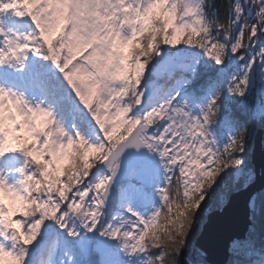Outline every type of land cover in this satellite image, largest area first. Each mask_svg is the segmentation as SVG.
Here are the masks:
<instances>
[{
  "label": "snow or ice",
  "instance_id": "obj_1",
  "mask_svg": "<svg viewBox=\"0 0 264 264\" xmlns=\"http://www.w3.org/2000/svg\"><path fill=\"white\" fill-rule=\"evenodd\" d=\"M257 125L264 0H0V264H179Z\"/></svg>",
  "mask_w": 264,
  "mask_h": 264
},
{
  "label": "water",
  "instance_id": "obj_2",
  "mask_svg": "<svg viewBox=\"0 0 264 264\" xmlns=\"http://www.w3.org/2000/svg\"><path fill=\"white\" fill-rule=\"evenodd\" d=\"M263 131L258 130L253 139L251 163L257 179L247 191L231 194L226 208L208 214L206 222L196 240V246L205 252L197 255L207 264H226L230 258L229 242L234 238L244 241L249 231L250 213L248 196L264 189Z\"/></svg>",
  "mask_w": 264,
  "mask_h": 264
},
{
  "label": "trees",
  "instance_id": "obj_3",
  "mask_svg": "<svg viewBox=\"0 0 264 264\" xmlns=\"http://www.w3.org/2000/svg\"><path fill=\"white\" fill-rule=\"evenodd\" d=\"M221 2H222V0H221ZM258 130L263 131L264 129H261L259 127V125H257L256 126V132ZM263 138H264V131H263ZM257 206L259 207L260 218L257 221V228L255 230V233H254V235L249 236V231H248V234L246 236L247 238L244 240V243L247 245V247H245L239 255H233L230 252L232 258H231V261L229 264H234V262H239V264H247V261L249 258H251L253 260L258 258L257 256H251L250 257V254L253 251V249L256 252H259L261 248H264V227L261 226V222H262V220H264V206H262L259 201L257 203ZM210 210L215 211V210H219V209L212 208ZM199 228H200V226H199ZM199 228H197L196 233L200 230ZM194 246H195V248L198 249V247L196 246V240L193 237H191L188 247L185 248L183 253L181 255H179V257H178L179 264H196V263L207 264L203 260L197 261L198 258L196 255V250H194Z\"/></svg>",
  "mask_w": 264,
  "mask_h": 264
},
{
  "label": "rangeland",
  "instance_id": "obj_4",
  "mask_svg": "<svg viewBox=\"0 0 264 264\" xmlns=\"http://www.w3.org/2000/svg\"><path fill=\"white\" fill-rule=\"evenodd\" d=\"M264 131V130H263ZM255 134H256V132H255ZM255 136V135H254ZM253 139H254V137H253ZM253 139H252V141H253ZM251 141V144H250V147H249V152H248V154H247V162H248V164L250 165V166H252L253 167V164L251 163L252 161H251V158H252V150H253V142ZM263 147H264V138H263ZM234 193H236V192H233L232 194H234ZM211 212H213V210L211 211V210H209V212H208V214H210ZM208 214H207V216H208ZM206 216V217H207ZM250 216V215H249ZM256 216H257V221L259 220V218H260V212H259V207L257 206V209H256ZM205 217V220H204V222L201 224V225H199L200 226V228H199V226H198V228L200 229L197 233L195 232L194 234H193V238L195 239V240H197L196 238L199 236V234H200V232H201V227H203V225H204V223L206 222V218ZM195 235V236H194ZM194 250H196V255H200V256H204L205 255V252L203 251V250H200L199 248L197 249V248H195V246H194ZM249 252V251H248ZM250 253V252H249ZM195 254V253H194ZM231 258H232V256H231V254H230V258H228L229 260H228V262L226 263V264H229L230 263V261H231ZM199 260H202V258H198L197 259V261H199ZM196 264H198V263H196ZM200 264V263H199Z\"/></svg>",
  "mask_w": 264,
  "mask_h": 264
}]
</instances>
